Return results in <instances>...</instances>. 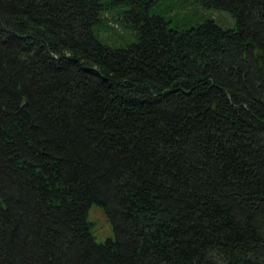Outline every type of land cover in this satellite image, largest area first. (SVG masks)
<instances>
[{
	"label": "trees",
	"instance_id": "obj_1",
	"mask_svg": "<svg viewBox=\"0 0 264 264\" xmlns=\"http://www.w3.org/2000/svg\"><path fill=\"white\" fill-rule=\"evenodd\" d=\"M193 2L0 0V264H264V0Z\"/></svg>",
	"mask_w": 264,
	"mask_h": 264
},
{
	"label": "rangeland",
	"instance_id": "obj_2",
	"mask_svg": "<svg viewBox=\"0 0 264 264\" xmlns=\"http://www.w3.org/2000/svg\"><path fill=\"white\" fill-rule=\"evenodd\" d=\"M188 1H189V7L197 6L193 2V0H188ZM115 8H118L117 5L112 6V9ZM204 10L205 11L203 12H206L209 17H213V19L223 27H230L235 25L234 18L227 11L219 10V9H214V10L204 9ZM128 33H129L128 31H124V34L120 39H129V40L132 39V37ZM122 42L125 43L124 41ZM88 219L92 224V231L97 241H103L105 240L106 237L112 236L113 233L111 231L110 224L106 216L104 215L103 211L97 205H93L90 207L88 211Z\"/></svg>",
	"mask_w": 264,
	"mask_h": 264
}]
</instances>
